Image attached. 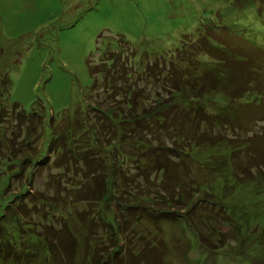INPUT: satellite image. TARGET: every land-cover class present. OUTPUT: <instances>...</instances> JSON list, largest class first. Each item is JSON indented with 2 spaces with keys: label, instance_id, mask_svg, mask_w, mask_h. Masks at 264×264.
Masks as SVG:
<instances>
[{
  "label": "trees",
  "instance_id": "16d2710c",
  "mask_svg": "<svg viewBox=\"0 0 264 264\" xmlns=\"http://www.w3.org/2000/svg\"><path fill=\"white\" fill-rule=\"evenodd\" d=\"M246 3L252 5L254 1ZM216 15L222 17L220 12ZM131 52L133 58L135 52ZM126 62L120 51L107 50L99 63L89 64L92 89L99 74L102 95L109 105L78 106L73 118L65 121L79 125L74 135L72 126H67L65 133L51 135L48 150L59 151L53 169L64 161L65 171L51 168L39 196L32 197L25 186L15 192L5 188L8 203L1 205L2 215L10 212L18 219L16 210L20 209L42 223L38 234L29 232L23 239L21 226L15 225L14 232L6 231L0 221L2 264H161L162 251L137 229L140 221L158 225L183 218L200 244L212 245L210 236L200 227L211 223L213 212L196 214L203 202L201 197L213 193L199 188L195 166L206 172L216 170L211 157L203 154L218 145L228 153L224 161L237 178L264 182L263 48L233 29L206 19L195 36H185L173 53L156 56L142 70H130ZM9 84L7 74L2 75L0 125L12 114L14 126L25 133L20 145L21 150L27 147L26 154L17 158L21 164L18 172L24 174L29 165L42 168L47 162L45 151L31 147L45 119L36 109L25 111L16 103H12V112L8 111L4 100ZM91 113L93 120L87 119ZM89 129L91 140L86 137ZM81 134L84 140L78 141ZM105 136L108 138L103 145L100 140L104 142ZM124 143L133 146L138 155L110 153L113 147L123 148ZM33 149L34 154L27 153ZM91 152L103 156L96 161L95 156L89 158ZM116 156H120L118 164ZM80 162L84 164L81 180L74 182L76 175L70 173L69 166ZM63 178L68 187L61 186ZM50 188L51 194L47 192ZM82 201L96 208L92 215L78 213L81 224L85 223V231L80 233L85 249H81L82 243L70 224L63 222L56 227L54 216L47 218L48 214L41 215L39 210L40 204L51 209L60 203ZM98 230L103 233L98 234ZM260 236L264 244V231ZM104 238L110 249L103 248ZM44 250L46 257L40 253Z\"/></svg>",
  "mask_w": 264,
  "mask_h": 264
},
{
  "label": "rangeland",
  "instance_id": "374dc122",
  "mask_svg": "<svg viewBox=\"0 0 264 264\" xmlns=\"http://www.w3.org/2000/svg\"><path fill=\"white\" fill-rule=\"evenodd\" d=\"M253 1L250 5L246 0H0V77L7 74L10 82L4 103L10 112L12 103H16L25 111L36 109L43 115L45 123L37 131L39 135L31 147L41 148L47 158L42 168L32 164L24 174L18 172L21 164L17 158L27 150V147L21 150L20 145L25 133L14 126V116L9 114L0 125V207L8 200L5 188L15 192L25 186L32 197L39 196L51 175L56 154L59 155L58 150H48L47 142L51 135L67 132V126H72L74 135L79 125L65 121L73 118L78 106L109 105L102 95L99 74L97 85L92 89L89 64L99 63L105 51L115 50L127 59L130 70H142L156 56L173 53L185 36H195L206 19L233 29L264 49V0ZM217 12L222 17L218 18ZM219 100L222 101V96ZM90 118L94 119L92 113L87 119ZM82 134L78 141L84 140ZM86 137L88 140L93 137L90 129ZM106 138L104 142L103 138L100 140L103 145ZM116 148L109 150L110 153L138 155L129 144ZM27 153L34 154V149ZM95 155L91 152L89 158ZM227 155L224 147L215 146L213 151L204 152L203 157L210 156L216 170L206 172L195 166L199 188L207 194L213 193V196L201 197L203 202L196 214L213 212L211 223H202L200 227L210 236L212 245L200 244L183 218L161 221L158 225L140 221L137 225L145 239L155 241L162 251L161 264H264L260 236L264 231V182L237 178L224 161ZM101 156L94 158L98 161ZM119 157L116 156L117 164ZM63 165L64 161L53 171L64 172ZM82 166L83 162L69 166L70 173L76 175L74 182L81 180ZM66 183L63 178L61 186L68 187ZM47 192L51 194V188ZM206 201L211 202L207 205ZM91 204L65 202L51 209L40 204L39 210L41 215L48 214L47 218L53 215L56 227L63 222L70 224L82 243L81 249H85L80 235L85 231L82 227L85 223L81 224L78 213L92 215L96 208L91 209ZM16 212L18 219L10 212L2 215L4 206L0 208V221L6 231L14 232L15 225L21 226L23 239L29 232L34 235L40 232L42 222L37 216H26L20 209ZM104 242L103 248L110 249L105 238ZM40 253L42 257L47 255L45 250ZM81 253L86 252L81 250Z\"/></svg>",
  "mask_w": 264,
  "mask_h": 264
}]
</instances>
